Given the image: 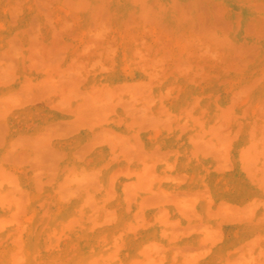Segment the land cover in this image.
<instances>
[{
	"label": "rangeland",
	"instance_id": "obj_1",
	"mask_svg": "<svg viewBox=\"0 0 264 264\" xmlns=\"http://www.w3.org/2000/svg\"><path fill=\"white\" fill-rule=\"evenodd\" d=\"M0 67V173L17 200L0 264H75L120 229L116 257L131 264L164 206L159 252L180 264L264 247V172L239 156L264 144V0H0ZM200 127L222 144L194 138ZM144 163L165 192L132 183ZM263 249L245 263L264 264Z\"/></svg>",
	"mask_w": 264,
	"mask_h": 264
},
{
	"label": "bare ground",
	"instance_id": "obj_2",
	"mask_svg": "<svg viewBox=\"0 0 264 264\" xmlns=\"http://www.w3.org/2000/svg\"><path fill=\"white\" fill-rule=\"evenodd\" d=\"M145 49V48H144ZM143 49V50H144ZM142 50V49H141ZM141 50H139V52H141ZM142 50V51H143ZM135 52V54H136V52L137 51H134ZM139 52H137V53H139ZM133 53V52H132ZM113 56V55H112ZM141 57V56H140ZM145 57V56H144ZM143 56L141 57V59L143 58V59H145ZM113 57H111L110 59L111 60H113L112 59ZM130 59V58H129ZM134 59V58H133ZM132 59V60H133ZM140 59V58H139ZM142 59V60H143ZM131 60V59H130ZM136 60V59H135ZM138 60V59H137ZM136 60V61H137ZM134 61V60H133ZM145 61V60H144ZM97 62H95V64H96ZM99 63V62H98ZM129 63V62H128ZM138 63V62H137ZM137 63H136V65H137ZM145 63V62H144ZM100 64V63H99ZM143 64V63H142ZM2 65V64H1ZM141 65V64H140ZM151 65V64H150ZM154 65V64H153ZM133 66H135V65H133ZM147 66V65H146ZM152 66V65H151ZM2 67L4 68V66L2 65ZM1 68V67H0ZM143 68H144V66H143ZM156 68V67H155ZM143 71H145V70H143ZM10 72V71H9ZM145 73H147V72H145ZM7 74H8V72H7ZM6 75V74H5ZM9 76V75H8ZM7 76V77H8ZM48 76V75H47ZM52 77V76H51ZM1 78H2V76H1ZM9 78V77H8ZM49 78V77H48ZM3 79V78H2ZM51 79V78H50ZM2 81V80H1ZM13 81V80H12ZM142 81V80H141ZM8 82H9V80H8ZM3 83V82H2ZM132 83V82H131ZM102 84V83H101ZM132 84H134V83H132ZM145 84V83H144ZM114 86L116 85V84H113ZM135 85V84H134ZM104 86H106V85H104ZM113 86V87H114ZM117 86H119V84H117L116 85V88H117ZM126 86V85H125ZM124 86V87H125ZM145 86V85H144ZM94 87V86H93ZM111 87V86H110ZM134 87H136L137 88V86H133V87H131V85L130 86H126V88H124L125 90H126V93L127 92H129V93H131V94H134L135 92H136V90H140V91H144V90H141V88H140V86H138V89H136V88H134ZM97 88H99V87H97ZM115 88V87H114ZM120 88V87H119ZM140 88V89H139ZM94 89V88H93ZM102 89V88H101ZM82 91H84V89L82 90ZM82 91H81V94H82ZM95 91V90H94ZM97 91H98V89H97ZM147 91V90H146ZM14 92V91H13ZM18 92V91H17ZM100 92V91H99ZM123 92H125V91H123ZM8 93H10V92H8ZM120 93V92H119ZM119 93H118V96H119ZM146 93V92H145ZM11 94H12V91H11ZM85 94H86V92H85ZM6 95V94H5ZM19 95V94H18ZM83 95V94H82ZM89 95H91V94H89ZM139 94H138V92H136V96H138ZM8 96V95H7ZM101 98H104V99H107V98H111L112 96H113V91L110 89V88H104V90H102V92H101ZM135 96V95H134ZM3 97V96H2ZM91 97V96H90ZM114 97V96H113ZM112 97V98H113ZM130 98V97H129ZM3 99V98H2ZM120 99V98H119ZM124 99V98H123ZM126 100V99H125ZM130 100V99H129ZM102 101V100H101ZM106 102H107V100H106ZM91 103V102H90ZM93 104V103H92ZM95 104V103H94ZM111 104V103H110ZM101 107V106H100ZM110 107V106H109ZM140 107V106H139ZM104 108V107H103ZM148 109V108H147ZM165 110V109H164ZM202 120V119H201ZM204 121V120H203ZM218 124V123H217ZM202 127H204V126H202ZM215 127V126H214ZM201 128V127H200ZM111 129V128H110ZM213 129V128H212ZM113 130L114 129H112V132H113ZM214 130V129H213ZM198 131V132H197ZM197 131H196V133H195V136H197V137H194V138H202V139H205V141L206 142H208V143H210V144H222V142H223V140L222 139H220V137L218 138L217 137V135H216V137H215V135H213V132H212V130L209 128H201V130L199 131V129H197ZM252 131V130H251ZM114 133H115V131H114ZM113 133V134H114ZM220 133V132H219ZM255 133V132H254ZM111 135V134H109V133H107L106 135H105V137H106V139H108V140H114V139H117V135H121V133L120 134H116L115 133V135ZM104 135V134H103ZM255 135V134H254ZM220 136V135H219ZM261 138H262V136H261ZM260 138V139H261ZM250 139V138H249ZM260 139H258V138H254V137H252V139L248 142V143H246V145L243 147V148H241V152L239 153L240 155V157L244 160V162L246 161L247 163H246V165H248L249 166V168L251 169V168H253L254 170H257V168L258 169H260L261 171H262V173L264 172V153H263V150H264V146H262V145H264V144H262V142H260L261 140ZM259 140V141H258ZM205 142V143H206ZM228 142V141H227ZM262 144H260V143ZM208 143H207V145H208ZM112 145H115V144H112ZM118 145H119V143H118ZM111 146V145H110ZM228 147V146H227ZM228 151V150H227ZM143 160V159H142ZM145 161V160H144ZM170 164V163H169ZM247 166V167H248ZM80 169H81V167H80ZM84 169V168H83ZM95 169V168H94ZM152 169V168H151ZM150 169V167H149V164L148 163H144L143 165H141L140 167H138L137 169H136V175H137V178H136V180L134 179V181L132 182V181H130V182H132L133 184L134 183H136V184H138V186L140 185V186H144V187H148V188H159L160 186H161V183L159 182V178L158 177H156L155 175L156 174H154L155 172L153 171V170H151ZM76 170V169H75ZM82 170V169H81ZM70 171V170H69ZM93 170H91V172H92ZM97 171V170H96ZM133 172V171H132ZM154 172V173H153ZM249 172V171H248ZM247 172V173H248ZM90 173V172H89ZM94 173V172H93ZM97 173H98V171H97ZM158 173V172H157ZM254 173V172H253ZM73 174H74V171H73ZM72 174V175H73ZM92 174V173H91ZM96 174V173H95ZM94 174V175H95ZM67 175V174H66ZM134 175V174H133ZM68 176V175H67ZM89 176V174L88 173H82V172H78V169H77V172L73 175V179H79V178H82V177H88ZM96 176V175H95ZM256 176V175H255ZM260 176V175H259ZM12 177V176H11ZM63 177H65V176H63ZM128 177H129V175H128ZM69 178V177H68ZM68 178H64L66 181L68 180ZM260 178V177H259ZM258 178V179H259ZM14 179V178H13ZM64 179H63V181H64ZM72 179V180H73ZM91 179V178H90ZM126 180V179H125ZM62 181V180H61ZM126 181H128V180H126ZM69 182H70V180H69ZM72 182H76L75 180L74 181H72ZM130 182L128 183V184H126V185H129L130 184ZM12 183H13V181H12V179H10L9 177H7V175H3L2 173H0V204H1V206H5V207H7L8 208V212L7 213H4V214H0V230H2V228L4 229L5 227H8L10 224H12L13 223V221H14V219H15V209H16V206H17V200H15V199H12L13 197H11L10 195H9V192H11L9 189H11V185H12ZM61 184V182H58V185L60 186V184ZM88 183H89V181H88ZM63 185L65 184L64 182L62 183ZM97 184V183H96ZM99 186V185H98ZM130 187H131V185H129ZM134 186V185H133ZM101 187H102V185H101ZM143 187V188H144ZM70 188V187H69ZM68 187L66 188V189H69ZM73 188V187H72ZM75 188V187H74ZM106 188V187H105ZM125 188V187H124ZM133 188V187H132ZM142 188V189H143ZM60 190H62L63 189V191L65 190L64 188H59ZM96 189H97V187H96ZM160 189V188H159ZM158 189V190H159ZM18 190V189H17ZM73 190V189H72ZM86 190V189H85ZM156 190V189H155ZM160 190H162V191H164V190H166V189H164V188H162V189H160ZM58 191V190H57ZM76 191V190H75ZM74 191V192H75ZM152 191V190H151ZM19 192V191H18ZM61 192V191H60ZM165 192V191H164ZM168 192V191H167ZM62 193V192H61ZM80 193V192H79ZM95 193H97V194H99V195H102V196H104L106 193H105V190L103 189V190H101V191H99V190H92V189H90L88 192H87V194H86V198H89V197H91V196H93L94 197V194ZM60 194V193H59ZM70 194V193H69ZM18 195H22V194H20V193H18ZM164 195V194H163ZM167 195V194H166ZM18 197V196H17ZM191 197H193V196H191ZM101 198V197H100ZM180 198V197H179ZM198 198V197H197ZM23 199V198H22ZM255 199V198H254ZM263 199V198H262ZM258 200V199H257ZM191 199H189V198H181V199H177L176 201H175V203H174V205L176 206V207H178V206H184V207H187V206H189V205H191ZM255 202V201H254ZM258 202H260V201H258ZM257 202V203H258ZM18 203H19V201H18ZM246 203V202H245ZM262 203H263V201H262ZM84 204H85V202H84ZM104 204V203H103ZM254 204L255 203H251L248 207V209H250L252 206H254ZM127 205V204H126ZM228 205V204H227ZM232 205V204H231ZM238 205V204H237ZM244 205V204H243ZM256 205V204H255ZM96 206V205H95ZM234 206H236V205H234ZM239 206V205H238ZM242 206V205H241ZM245 206H246V204H245ZM80 207H82V206H80ZM93 207V206H92ZM237 207V206H236ZM230 208V207H229ZM103 209V208H102ZM159 209V208H158ZM157 209V210H158ZM80 210V209H79ZM95 210H97V209H95ZM230 210H231V208H230ZM250 210H252V209H250ZM249 210V211H250ZM115 211V210H114ZM185 211V210H184ZM183 211V212H184ZM98 212V211H97ZM105 212V211H104ZM108 212H110L111 213V211L110 210H108ZM230 212V211H229ZM240 212V211H239ZM95 213V212H94ZM139 213V212H138ZM237 213V212H236ZM242 213V212H241ZM246 213V212H245ZM81 214V213H80ZM89 214V213H88ZM96 214V213H95ZM105 214V213H104ZM108 214V213H107ZM135 214H137V212H135ZM113 215V217H110L112 220L114 219V214L112 213L111 214V216ZM96 216V215H95ZM105 216H107L106 214H105ZM108 216H110V215H108ZM134 216V215H133ZM141 216V214L139 213L138 215H135V218H136V220L137 221H142V217H140ZM186 216V215H185ZM198 216V215H197ZM94 218V217H93ZM97 218V217H96ZM102 218H104V217H102ZM87 219V218H86ZM88 219H92V218H90V217H88ZM87 219V220H88ZM95 219V218H94ZM108 219V218H107ZM111 219L109 220V221H111ZM104 220H106V219H104ZM103 220V221H104ZM115 220V219H114ZM113 220V221H114ZM135 220V221H136ZM169 220H170V218H169ZM94 221V220H93ZM101 221V220H100ZM108 221V220H107ZM146 221V220H145ZM145 221H143V225H144V222ZM149 222L151 221V220H148ZM95 222V221H94ZM105 222V221H104ZM21 223V222H20ZM100 223H102V221L100 222ZM168 214H167V209H166V207L164 206V207H162L161 209H159L157 212H156V214H155V217H154V219H153V222H152V226H153V228H154V231H155V234L153 235V236H151L150 238H148L147 240H146V242H145V244H144V247L141 249V248H139L138 250V252H137V257H133L132 259H131V264H180V263H178V261L175 259V258H173V257H167V256H165V255H162L160 252H159V247L164 243V241H165V236H166V231H168L167 229H168ZM146 224V223H145ZM149 224H151V223H149ZM97 225V224H96ZM53 227V226H52ZM121 227V226H120ZM128 227V226H127ZM218 227V226H217ZM17 228V227H16ZM15 228V229H16ZM202 230H203V235H204V237L205 238H213L215 235H216V232H217V228H216V226H215V224H213V223H210V222H208V223H205L203 226H202ZM18 229V228H17ZM125 229V228H124ZM24 230V229H23ZM52 230H54V229H52ZM128 230V229H127ZM199 230H201V229H199ZM12 231V230H11ZM10 231V232H11ZM119 231V230H118ZM120 231H121V229H120ZM119 231V232H120ZM123 231V230H122ZM113 233V235L110 237V238H108V239H106L104 236L101 238V240L103 239L104 241H102L98 246H96V247H94V248H91V249H89L88 251H87V253L79 260V261H77L75 264H124L122 261H119L118 259H120V258H118L117 259V257H116V255H117V253H118V249H120V248H117V245H118V242H119V238L121 237L122 238V234H123V232L121 233V236H120V233ZM172 232V231H171ZM47 233V232H46ZM51 233V232H50ZM49 234V233H48ZM20 236H21V233L19 234ZM261 235V234H260ZM19 237V236H18ZM48 237V236H47ZM258 237V236H257ZM6 238V237H5ZM260 238H262V237H260ZM21 239V241H22V238H20ZM99 239V238H98ZM98 239H97V241H98ZM216 238H214V240H215ZM15 240V239H14ZM96 240V239H95ZM122 240V239H121ZM120 240V241H121ZM18 241V240H17ZM16 241V242H17ZM21 241H18V242H20L21 243ZM25 241V240H24ZM256 241H258V240H256ZM256 241H255V244L254 245H252V247L248 250V251H244V252H242V254L241 255H238V259H239V261H240V263H244V264H246L248 261H250V260H252V259H254L255 257H256V253L258 252V251H260V250H262V248H264L263 246H261L259 243H256ZM247 242V241H246ZM98 243V242H97ZM120 245H121V243H119ZM253 244V243H252ZM17 245V244H16ZM16 245H15V247H16ZM22 245V244H21ZM142 245H143V243H142ZM14 247V246H13ZM19 247V246H18ZM120 247V246H119ZM162 247V246H161ZM165 247V246H164ZM20 249L22 248V247H19ZM26 248V247H25ZM46 248V247H45ZM116 248H117V250H116ZM238 248H239V245H238ZM15 249V248H14ZM13 249V250H14ZM20 249H18V250H20ZM173 249V248H172ZM242 249V248H241ZM17 249H15V251H16ZM27 250V249H26ZM161 250V249H160ZM177 250V249H176ZM234 250V249H233ZM264 250V249H263ZM15 251H13L12 253H15ZM28 251V250H27ZM174 251V250H173ZM12 253H10V255H12ZM18 253V252H17ZM16 253V256L18 255V256H23L24 257V255H22V254H17ZM23 253V252H22ZM179 253V252H178ZM177 253V254H178ZM239 253V252H238ZM237 253V254H238ZM126 254V253H125ZM185 254H187V253H185ZM236 254V255H237ZM240 254V253H239ZM263 254V253H262ZM15 256V255H14ZM13 256V257H14ZM33 256V255H32ZM172 256V255H171ZM239 256H240V258H239ZM10 257H12V256H10ZM12 257V258H13ZM235 257V256H234ZM16 260L18 259V258H20V257H18V258H16V257H14ZM237 258V257H236ZM14 259V261H16ZM20 259H22V260H24L22 257L20 258ZM19 260V259H18ZM229 260V259H228ZM19 262V261H18ZM21 262V261H20ZM130 262V261H129ZM189 262V261H188ZM246 262V263H245ZM61 263V262H60ZM222 263H224V262H222ZM239 263V264H240ZM249 263V262H248ZM255 263V262H254ZM260 263V262H259ZM28 264V263H27ZM61 264H63V263H61ZM186 264V263H185Z\"/></svg>",
	"mask_w": 264,
	"mask_h": 264
}]
</instances>
